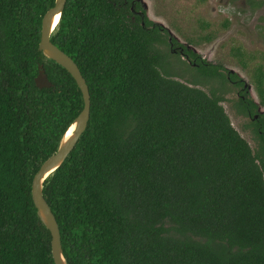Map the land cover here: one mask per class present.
<instances>
[{
	"label": "trees",
	"instance_id": "trees-1",
	"mask_svg": "<svg viewBox=\"0 0 264 264\" xmlns=\"http://www.w3.org/2000/svg\"><path fill=\"white\" fill-rule=\"evenodd\" d=\"M54 4L0 0V264H55L32 182L84 100L39 50ZM131 15L124 0H67L51 35L91 94L85 132L43 187L67 263L264 264V114L250 122L255 152L224 98L190 85L224 88L220 66L179 43L184 54L172 51L162 26ZM179 55L195 62L176 61L194 71L190 84L170 71ZM39 65L52 87L36 85ZM256 106L241 98L236 108L249 116Z\"/></svg>",
	"mask_w": 264,
	"mask_h": 264
},
{
	"label": "rangeland",
	"instance_id": "rangeland-1",
	"mask_svg": "<svg viewBox=\"0 0 264 264\" xmlns=\"http://www.w3.org/2000/svg\"><path fill=\"white\" fill-rule=\"evenodd\" d=\"M150 19L161 24L170 37L199 52L215 64L221 63L239 73L251 85L250 96L260 101L259 79H264V0H143ZM229 6L224 5L225 3ZM259 3V4H258ZM223 6L228 7L223 10ZM174 46H180L174 44ZM163 50H169L162 45ZM179 48V47H177ZM179 55L170 59L175 79L190 84L192 70L183 71L178 63L192 65ZM181 68V69H180ZM186 70V69H185ZM190 71V72H189ZM206 80V79H205ZM208 93L215 91L224 100L222 105L232 125L250 143L256 152L257 141L250 126L251 118L238 113V88L226 83L221 88L219 80L190 84ZM264 86V82L263 85ZM226 100V101H225ZM264 112V105L261 106Z\"/></svg>",
	"mask_w": 264,
	"mask_h": 264
},
{
	"label": "water",
	"instance_id": "water-1",
	"mask_svg": "<svg viewBox=\"0 0 264 264\" xmlns=\"http://www.w3.org/2000/svg\"><path fill=\"white\" fill-rule=\"evenodd\" d=\"M67 0H55V4L44 15L41 28V39L39 50L49 58L63 66L76 80L80 88L84 107L75 120L70 124L62 136L57 151L41 165L32 182V198L37 209V215L43 224L50 230L52 235L51 250L55 264H68L64 256L61 240V232L58 221L44 197L43 187L45 180L53 174L72 152L82 134L85 132L91 114V94L89 86L73 58L60 49L51 41V35L57 27ZM145 4V3H144ZM39 88H50L53 86L43 65H39V72L35 78ZM72 132L69 133L71 127Z\"/></svg>",
	"mask_w": 264,
	"mask_h": 264
},
{
	"label": "flooded vegetation",
	"instance_id": "flooded-vegetation-1",
	"mask_svg": "<svg viewBox=\"0 0 264 264\" xmlns=\"http://www.w3.org/2000/svg\"><path fill=\"white\" fill-rule=\"evenodd\" d=\"M125 3H129L130 5V9L132 11V15H131V18H132V22H140L142 26L146 27V23L147 21H150L152 22L151 25H149V27H147V29L150 31L152 29V27H154L155 25L157 26H162L161 24H159L158 22L156 21H153L152 19L149 18L148 14H147V11H146V8L144 6V2L143 0H124ZM227 4H230V3H225L224 5L226 6H229ZM226 6H223V10L227 9L228 7ZM163 27V26H162ZM164 28V27H163ZM165 29V28H164ZM167 33V36H166V40L170 42V48L171 50L174 52H177L179 51L181 54H184V50H183V47L182 46H177L179 48H177L176 46H174V41H176V43H179L183 46H186L185 43H180L179 40H177L176 38L174 37H170V35L168 34V32L166 31ZM188 46V45H187ZM189 47V46H188ZM193 49V48H192ZM195 50V49H194ZM196 51V50H195ZM183 56V55H182ZM186 56V55H185ZM202 56V55H201ZM186 58L188 59V56H186ZM190 63H193L195 64V62H192L191 60H189ZM218 65L220 66L219 68V72L220 74L222 75H225L226 78H227V82L226 83H232L234 86H236L238 88V92H237V95H238V99H241L243 98L244 100H246L247 98H250L252 99L253 103L256 104V112L253 113V112H250L249 113V116L252 120L253 119H256L258 120L259 118V115H263L264 112L261 110V101L259 102H256L251 96H250V89H251V85L247 84L245 82V80L240 76L239 73L235 72L233 69H228L225 65L221 64V63H218ZM232 76H235L234 78H232ZM220 79H222V76L220 77ZM218 80V79H217ZM220 82V80H219ZM264 82V81H263ZM263 82H262V85H263ZM221 84V83H220ZM221 88H223L221 86ZM226 88V84H225V87ZM264 88V86H263ZM258 93V92H257ZM259 95V94H258ZM226 101V100H225ZM239 102V100H238ZM237 102V103H238Z\"/></svg>",
	"mask_w": 264,
	"mask_h": 264
},
{
	"label": "bare ground",
	"instance_id": "bare-ground-1",
	"mask_svg": "<svg viewBox=\"0 0 264 264\" xmlns=\"http://www.w3.org/2000/svg\"><path fill=\"white\" fill-rule=\"evenodd\" d=\"M74 126H75V125H73V126L71 127V129L69 130V133H70V132H72V130H73V128H74Z\"/></svg>",
	"mask_w": 264,
	"mask_h": 264
}]
</instances>
